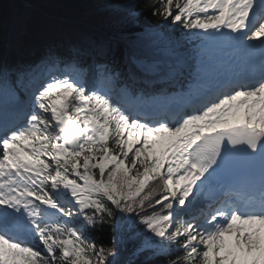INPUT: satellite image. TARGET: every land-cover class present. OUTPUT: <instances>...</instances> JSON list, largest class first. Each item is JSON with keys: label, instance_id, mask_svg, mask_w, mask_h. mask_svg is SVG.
Returning a JSON list of instances; mask_svg holds the SVG:
<instances>
[{"label": "snow or ice", "instance_id": "6c2138e0", "mask_svg": "<svg viewBox=\"0 0 264 264\" xmlns=\"http://www.w3.org/2000/svg\"><path fill=\"white\" fill-rule=\"evenodd\" d=\"M101 2L103 26L0 57V264H136L129 245L138 264H264V0ZM177 30L200 41L197 94L154 109L123 47ZM210 47L227 59L205 82Z\"/></svg>", "mask_w": 264, "mask_h": 264}, {"label": "trees", "instance_id": "16d2710c", "mask_svg": "<svg viewBox=\"0 0 264 264\" xmlns=\"http://www.w3.org/2000/svg\"><path fill=\"white\" fill-rule=\"evenodd\" d=\"M24 1L32 7L23 21V23L27 22L28 25L27 36L22 43L17 38L18 47L25 54L36 52L53 39L74 34L76 24L82 23L90 27L103 26L108 15L101 0ZM13 4L21 7L20 0H0V20L2 19L0 23V26H2V30H0V42L2 41L6 19L9 18V15L11 16V5ZM142 20L145 24L149 25L158 23L157 20L147 13L142 17ZM189 36L190 34L186 33L185 30H177L175 32L177 39H189ZM119 67H121V63ZM108 238L107 234H105V243H107ZM131 247V245L128 246V250L123 253L121 258L125 261L131 260L138 264L136 258L130 255Z\"/></svg>", "mask_w": 264, "mask_h": 264}, {"label": "rangeland", "instance_id": "374dc122", "mask_svg": "<svg viewBox=\"0 0 264 264\" xmlns=\"http://www.w3.org/2000/svg\"><path fill=\"white\" fill-rule=\"evenodd\" d=\"M11 6H12L11 15L12 14L14 15V13H15L16 16L20 17V19H18V20L12 19V16L10 17V15H9L10 18L7 19L8 22L7 23L5 22L6 28L7 29L10 28V22L12 19V24H14L13 28H14V30H16L17 26L15 24H19L18 26L20 28L22 20H23L24 16H26L25 15L26 13L24 14V12H26L28 10V7L23 5L24 6L23 10H21L17 7L18 5L13 4ZM1 22H2V19L0 20V23ZM80 28H84V27L81 25L76 26V30L80 29ZM165 31H167V30H165ZM168 35L170 37L168 39L161 38L159 35H137L134 37V39L127 40L124 47L126 49V52L130 51L129 48L131 49V47L132 48L138 47L139 48L138 50L136 48H134L138 52H141V50H143L144 48L150 47V46L151 47H159L158 49H161V50L165 49L164 53L171 56L175 61L172 67L176 66V62L178 59L183 60L186 64V67L183 69V71H184L183 73L187 74L188 71L189 72L192 71L189 79L194 80L195 83L193 81H189L188 88L193 90L196 88L195 73L197 70L198 60L200 59L198 57V53H199L200 49L198 46L186 47L187 43L181 39L180 40L177 39L175 37V33H168ZM162 42H164V44ZM162 44L164 46H162ZM150 48H148L147 50L145 49V51H143V53H148ZM209 50L210 51H208V53L203 57L204 66L207 70L206 74L202 73V76H203V79L205 80V82H208L211 79L212 69L220 66L219 63L217 64V61H218V58H216L217 54H218L217 49L210 47ZM215 52H216V54H214ZM12 53H15L17 55L16 58L14 56H11ZM0 57H2L4 60H7V61H12V60L15 61L17 59H28L26 57H22L21 54L16 52L14 41H10L8 43V45H5L4 41L0 42ZM129 74L132 75L131 71L128 72V75ZM173 76L176 77L178 75H173Z\"/></svg>", "mask_w": 264, "mask_h": 264}, {"label": "bare ground", "instance_id": "6f19581e", "mask_svg": "<svg viewBox=\"0 0 264 264\" xmlns=\"http://www.w3.org/2000/svg\"><path fill=\"white\" fill-rule=\"evenodd\" d=\"M11 17V16H10ZM9 17V18H10ZM12 19H15V20H18V19H20V17L19 16H16V14L14 13V16H13V18ZM12 19H11V22H10V28L9 29H7L6 28V23L8 22L7 21V19H6V23H5V25H4V31H3V34H2V42L4 41V43H5V45H8V43L10 42V41H14V44H15V50H16V52L17 53H19V54H21L22 55V57H26V58H28L27 56H26V54L23 52V51H21V49H18L17 47H16V45L18 44L17 43V38H18V29H19V24H15L16 26H17V28H16V30H14V24H12ZM21 21V20H20ZM20 23V22H19ZM163 44H164V42H162ZM162 44V46H164ZM143 46V45H142ZM151 47V46H150ZM150 47H147V48H144L143 50H141V52H138L137 50L139 49L138 47H134V48H136L137 50H135L134 48H132L131 47V51L132 52H134L135 53V56L138 54V55H144V54H146V53H143V51H145V49L147 50L148 48H150ZM159 47H151L150 49H149V52L150 51H152L153 49H158ZM163 48V47H162ZM164 50L165 49H162V50H160L161 51V55H155V57H157V58H159V61H161V62H164L163 64H164V66H168V68L170 69L172 66H173V64H174V59L171 57V56H168V55H165L164 54ZM210 51V50H209ZM124 53L125 54H129V53H127V52H125L124 51ZM225 53V52H224ZM213 54V53H212ZM214 54H216V52L214 53ZM227 53H225L224 55H226ZM153 54H151V55H144L145 57H147V56H154ZM15 58H16V56H14ZM13 57V58H14ZM135 75H137V72H135L134 73ZM5 102H7V101H5Z\"/></svg>", "mask_w": 264, "mask_h": 264}]
</instances>
